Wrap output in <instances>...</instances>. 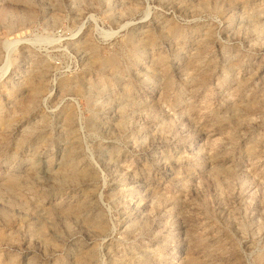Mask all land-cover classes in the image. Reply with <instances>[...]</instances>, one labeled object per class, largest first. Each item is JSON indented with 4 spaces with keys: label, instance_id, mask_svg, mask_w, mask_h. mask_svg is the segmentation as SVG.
I'll use <instances>...</instances> for the list:
<instances>
[{
    "label": "rangeland",
    "instance_id": "1",
    "mask_svg": "<svg viewBox=\"0 0 264 264\" xmlns=\"http://www.w3.org/2000/svg\"><path fill=\"white\" fill-rule=\"evenodd\" d=\"M0 264H264V0H0Z\"/></svg>",
    "mask_w": 264,
    "mask_h": 264
}]
</instances>
